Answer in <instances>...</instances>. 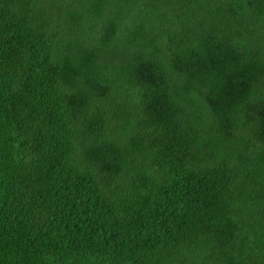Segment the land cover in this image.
Wrapping results in <instances>:
<instances>
[{
  "label": "trees",
  "instance_id": "16d2710c",
  "mask_svg": "<svg viewBox=\"0 0 264 264\" xmlns=\"http://www.w3.org/2000/svg\"><path fill=\"white\" fill-rule=\"evenodd\" d=\"M0 264H264V0H0Z\"/></svg>",
  "mask_w": 264,
  "mask_h": 264
}]
</instances>
